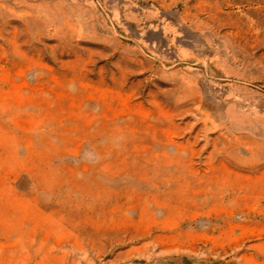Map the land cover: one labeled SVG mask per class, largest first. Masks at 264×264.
<instances>
[{"label": "rangeland", "instance_id": "374dc122", "mask_svg": "<svg viewBox=\"0 0 264 264\" xmlns=\"http://www.w3.org/2000/svg\"><path fill=\"white\" fill-rule=\"evenodd\" d=\"M0 264H264V0H0Z\"/></svg>", "mask_w": 264, "mask_h": 264}]
</instances>
